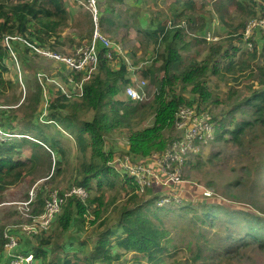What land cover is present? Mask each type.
<instances>
[{
    "label": "trees",
    "instance_id": "16d2710c",
    "mask_svg": "<svg viewBox=\"0 0 264 264\" xmlns=\"http://www.w3.org/2000/svg\"><path fill=\"white\" fill-rule=\"evenodd\" d=\"M162 1L165 9L161 12L173 19L185 16L186 22L192 25L189 16L196 9L195 0ZM232 1L246 17L255 14L253 8L258 4L256 0ZM260 10L264 14L263 6ZM67 24L68 7L65 0H0V40L5 35L18 36L26 51L36 52L32 47L59 49L58 40ZM164 24L156 21L154 29L145 32V38L152 44L155 53L152 66L159 62L155 70L161 73L151 101L133 103L118 97L131 82L128 68L122 57L113 55L109 59L105 50L101 49L97 69L83 82L81 96L75 92L68 94L59 88L51 96L45 118L52 124L48 125V129L53 128V133L37 129L43 137L40 144L44 148L31 142L30 138H23L22 143L33 149L28 157L20 158V155H15L20 150L15 145L17 142H0V193L24 181L35 170L40 158L36 149L42 156L57 150L61 161L66 160V152L58 137L59 131L54 129L55 125L72 136L77 150L73 185L83 188L87 196L83 200L76 195L65 198L51 233L45 238L38 236L35 245L27 249L40 264H114L121 260L124 253L133 254L137 260L145 258L148 264H163L164 255L167 253L171 257L177 250L170 231H185L179 226L181 221L188 225L185 250L190 253L193 263L220 264L231 253L251 244L264 249V218L253 211L230 208L218 198L202 196L204 200L189 201L175 208L173 212L180 219H169L167 226L165 218H168L170 211L158 212L161 208L149 207V202H153L157 196L145 198L150 192L139 194L132 180L111 165L115 153L104 148L105 136L126 130L128 153L135 158L152 156L163 151L174 138L172 133L178 107L192 106L196 111H209L211 106L222 102L213 96L206 86V80L209 76L220 77L234 71L237 60L233 57L238 51L237 47L232 46V41L243 40L247 23L245 20L239 21L225 49L218 42L212 43L200 61L183 60L180 49H185L187 45L181 48L176 46V39H181V28L166 29ZM246 42L251 43L250 54L254 55L256 47L253 36ZM141 49L143 54L147 52L145 43ZM7 55V48L0 47V98L8 95L12 88V82L4 77ZM259 72L260 84H264V71L260 68ZM148 74H151L150 69L142 70L143 77H148ZM72 76L74 81L81 78L80 74ZM149 78L156 80L152 75ZM35 87L27 99L30 114L24 126L35 125L31 119L42 94L40 84L37 83ZM243 101L248 105L252 119L235 122L232 129L224 132L230 135L233 142H239L247 129L258 125L261 129L251 130L252 140L257 139L254 136L257 132L260 133L264 147V89L252 91ZM87 114L91 116L90 119L82 118ZM150 117L151 125L140 127ZM117 185L124 191L120 205H115V196L106 198L103 190L116 188ZM45 199L37 196L38 208L34 209V215L42 212ZM109 207L116 212L113 221H109L105 215ZM74 216L81 223L85 222L86 216H90L89 222L96 223L95 240L80 254H69L55 242L71 226ZM219 227L225 233L218 234ZM1 232L0 229V255L5 245ZM80 244L85 246L86 242L81 241Z\"/></svg>",
    "mask_w": 264,
    "mask_h": 264
},
{
    "label": "rangeland",
    "instance_id": "374dc122",
    "mask_svg": "<svg viewBox=\"0 0 264 264\" xmlns=\"http://www.w3.org/2000/svg\"><path fill=\"white\" fill-rule=\"evenodd\" d=\"M257 6L253 9L255 14L246 17L239 11L232 0H195L196 9L189 16L190 23L186 22V17L181 16L173 19L167 14L161 12L165 9L162 0L154 2L153 0H99L100 17L99 23L102 30L110 41L120 47L123 55H126L129 61L143 69H150L151 74L148 77H142L146 80V97L149 102L153 98L156 89V81L161 77L152 66V61L148 64V55L155 56L152 51V44L145 38V32L154 29L156 21L165 23L172 21L175 25L183 23L181 39H176V46L181 48L186 44L185 49H180L183 60L195 59L200 61L207 53L212 43H220L225 49L227 40L233 34L234 28L241 20L249 21L264 16L260 8L264 7V0H256ZM68 7V24L64 27L61 37L58 40L57 51L64 55L70 52L74 47L86 44L91 36L93 21L91 16L78 4L71 0H65ZM264 11V10H263ZM153 18V20L151 19ZM112 21V24L110 23ZM179 28V27H178ZM244 33V32H243ZM253 36L256 53L250 54V46L246 42ZM208 37L209 39H206ZM261 33L255 29L249 37L243 36L241 41H232V46L237 47V55L233 57L237 64L231 73L222 74L220 77L209 76L206 80V86L213 93V96L219 98L222 102L213 105L207 111L209 118L215 125V139L209 145L203 147L198 154L194 155L188 161L183 176V184L180 186L183 197V206L189 201H201L202 192L208 190L213 198H218L230 208H247L256 215L264 218V147L262 146V135L256 133L257 139L252 140L251 130L260 127L255 126L247 129L240 137L239 142H233L230 135L224 130L233 128L235 122L244 119L251 120L250 109L243 101L252 91L264 89V84H260L261 75L259 69L264 71V42L261 40ZM146 45L147 52L142 53V44ZM0 47H4L3 40H0ZM23 42L17 37L16 40L9 42L7 48L6 67L9 66L4 77L12 82V88L8 95L0 98V123L4 129H13L16 132L30 137L31 142L38 144L41 148L43 137L37 132L41 128L44 132L53 133V128L48 129L51 123L46 121L47 106L54 91L61 87L69 90V84L66 78L69 71L61 64L44 58L38 52L24 50ZM185 61H183L184 63ZM19 70H18V68ZM152 75L155 81H151ZM39 83L42 89L41 100L37 110L32 115V123L35 125L24 126L29 120L30 108L27 107V99ZM125 99L122 92L118 96ZM243 111V112H242ZM245 111V112H244ZM90 115H84L82 118L90 119ZM152 123V117L148 118L140 127L149 126ZM47 126V127H46ZM54 129L59 131L58 137L61 140L65 150L66 160L61 161L57 150H52L50 154L41 155L37 160L35 170L22 182L9 187L0 193V229L1 233L11 232L18 238V246L31 248L35 245L38 235L47 237L53 227L46 232L37 234L28 233L25 227H31L36 219L34 209L38 208L37 196L47 197L53 191H58L61 195L73 185L75 164V148L72 136L63 131L58 125ZM123 132H113L105 136V147L114 152L115 157H120L128 153L127 134ZM174 133V131H173ZM172 135L174 136V134ZM26 137L27 139H29ZM16 147L20 150L15 155L20 158L28 157L32 147L22 143L18 139ZM54 161V162H53ZM127 187L128 185L125 184ZM33 191L34 199L31 203L29 192ZM105 197L115 196V205H120V198L124 196V191L119 185L113 189H103ZM126 190V189H125ZM152 193H147L145 198L151 197ZM203 196V197H202ZM151 209L156 208L154 201L149 202ZM158 212L170 211L165 218L167 226L169 219H180L173 212L174 209L161 208ZM116 212L109 207L105 212L109 221L114 220ZM92 217L86 216L85 222L81 223L77 216H74L71 226L64 231L57 243L63 244L67 252H81L83 247L81 241H85L86 247H90L95 238V227L89 221ZM164 221V220H163ZM53 226V225H52ZM181 228L185 231L172 229L170 235L172 243L177 250L164 255L163 264H197L191 261L190 253L185 250L188 225L180 222ZM218 234H223V228L217 229ZM28 235V236H27ZM20 236V237H19ZM20 248V249H21ZM114 264H148L145 258L137 260L133 254L124 253L120 261ZM220 264H264V249L258 245L251 244L240 251L231 253Z\"/></svg>",
    "mask_w": 264,
    "mask_h": 264
},
{
    "label": "built area",
    "instance_id": "2783aa9c",
    "mask_svg": "<svg viewBox=\"0 0 264 264\" xmlns=\"http://www.w3.org/2000/svg\"><path fill=\"white\" fill-rule=\"evenodd\" d=\"M71 1L80 5L92 18L93 28L88 42L82 46L74 47L66 55L57 50L31 46L34 51L44 58L61 64L69 71L66 78L69 90H64L61 87L59 89L68 94L75 92L81 96L83 82L96 71L99 50L104 49L109 59L113 55H122L123 62L128 68L131 82L123 90L126 100L133 103L148 101L145 90L146 80L142 77L140 67L129 61L126 55H123L120 47L114 45L101 28L99 23V0ZM182 24L175 25L169 20L166 23V29L183 28ZM255 29L261 33V39L264 42V16L249 21L245 26L243 36L249 37ZM17 37L3 36L4 47L9 48V42L16 40ZM206 39L209 38L206 37ZM247 43L251 48V43ZM72 74H80V80L74 81ZM173 127L174 138L163 151L140 158H135L133 155L126 153L120 157L114 156L111 161V165L119 173L127 175L132 180L139 194L150 192L156 195L154 204L158 208L175 209L183 204L180 184L183 182L186 165L194 155L198 154L203 147L212 143L216 137L215 125L210 120L208 112L196 111L192 106L178 107ZM26 137L28 136L21 132L4 129L0 123V142H15ZM202 194L205 198L213 197L208 190H204ZM71 195H76L83 200L87 193L78 186H71L62 195L58 191H53L46 197L42 212L35 215L37 218L33 219L34 224L31 227H25V230L31 234H39L53 227L52 225H54L57 216L61 212L63 200ZM29 199V203L34 199L32 190L29 192ZM3 239L5 240L4 251L8 264H34L32 252L27 251L24 253V251H21L17 236L5 231Z\"/></svg>",
    "mask_w": 264,
    "mask_h": 264
},
{
    "label": "crops",
    "instance_id": "0c3cea01",
    "mask_svg": "<svg viewBox=\"0 0 264 264\" xmlns=\"http://www.w3.org/2000/svg\"><path fill=\"white\" fill-rule=\"evenodd\" d=\"M251 49V48H250ZM151 52H153V51H151ZM120 56V55H119ZM120 57H122V55L120 56ZM154 58V54L153 55H151V54H149L148 55V60H147V62H148V64L152 61V59ZM17 68H18V66H17ZM8 69H9V66H7V71H8ZM18 70H19V68H18ZM6 78V77H5ZM7 79V78H6ZM128 144V143H127ZM104 148L106 149V150H109V149H107L105 146H104ZM112 151V150H111ZM114 153V152H113ZM59 155H60V153H59ZM61 157V156H60ZM70 228V227H69ZM68 228V229H69ZM67 229V230H68ZM28 236V235H27ZM38 236H40V235H38ZM20 237V236H19ZM95 238H96V234H95ZM95 238H94V240H95ZM58 240V239H57ZM57 240L55 241L56 243H57ZM93 240V241H94ZM93 243V242H92ZM57 244H59V243H57ZM59 245H61L62 247H63V244H59ZM81 245V244H80ZM82 247H83V249H86L85 248V246H83V245H81ZM19 248H21V246H19ZM22 249V248H21ZM25 249H28L29 250V248H25ZM83 249H82V251H83ZM23 250V249H22ZM27 250V251H28ZM63 251H65V252H67L65 249H64V247H63ZM81 251V252H82ZM81 253V252H76V251H73V252H67V253H69V254H71V253ZM0 264H8V259H7V257H6V253H5V251L3 252V254H1L0 255ZM34 264H40V262L38 261V260H34Z\"/></svg>",
    "mask_w": 264,
    "mask_h": 264
}]
</instances>
